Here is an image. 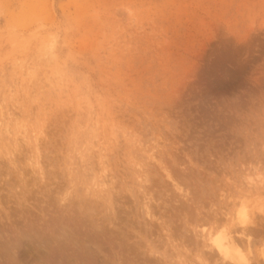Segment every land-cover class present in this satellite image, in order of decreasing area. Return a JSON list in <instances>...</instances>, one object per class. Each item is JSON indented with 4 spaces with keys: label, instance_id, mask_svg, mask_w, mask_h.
Returning <instances> with one entry per match:
<instances>
[{
    "label": "rangeland",
    "instance_id": "1",
    "mask_svg": "<svg viewBox=\"0 0 264 264\" xmlns=\"http://www.w3.org/2000/svg\"><path fill=\"white\" fill-rule=\"evenodd\" d=\"M196 208L264 264V0H0V264H201Z\"/></svg>",
    "mask_w": 264,
    "mask_h": 264
},
{
    "label": "bare ground",
    "instance_id": "2",
    "mask_svg": "<svg viewBox=\"0 0 264 264\" xmlns=\"http://www.w3.org/2000/svg\"><path fill=\"white\" fill-rule=\"evenodd\" d=\"M47 51H49V50H47ZM49 53V52H48ZM49 57H50V54H49ZM50 58H53V57H50ZM49 58V59H50ZM101 124V123H100ZM5 132H8V133H10V127L6 124V128H5V130H4ZM20 148V147H19ZM12 149V148H11ZM14 150V149H13ZM37 150V149H36ZM7 152V151H6ZM34 165L38 168V170L40 171V170H42V166H41V163H40V161H39V159L37 158V159H35V161H34ZM169 170V169H168ZM145 172V171H144ZM21 174V173H20ZM166 176H167V178L168 179H170L171 180V182H172V184H173V186H174V189L178 192V193H180V194H182L183 195V197L184 198H186V197H188V194L186 193H184V189H183V186H181L179 183H178V181H177V179L175 178V176L174 175H172L169 171H166ZM93 179H94V177H93ZM142 179H144V178H142ZM197 190V189H196ZM177 197V196H176ZM180 198V197H179ZM181 199V198H180ZM152 204V203H151ZM88 205V204H87ZM117 205V204H116ZM246 205V204H245ZM243 206V208H241V211L239 212V214H240V221H239V223L238 224H241L242 226H244V227H246L247 226V224L246 223H248V216L246 215V206ZM90 206V205H89ZM89 209V208H88ZM145 209H146V214H147V217H150L151 219H156L157 221H159V218L152 212V209H151V206H150V204H146L145 205ZM239 210V209H238ZM173 212V211H172ZM90 213V212H89ZM92 213H93V211H92ZM170 213V212H169ZM168 213V214H169ZM167 214V215H168ZM192 215V214H191ZM211 215H212V213H211ZM195 217H198V218H201V217H203V222L205 223V224H209L210 226L209 227H207L206 225H204V226H202L201 227V229H200V231H199V234L196 232L197 231V227H194V226H191L190 227V230L192 231H190L191 233H193L194 234V237H196V240L198 241V239H200V240H202V242H205L206 241V243H203V247H205L208 251H209V253H210V255H211V257L212 256H214V255H217L218 257H219V259H221V261H222V263H226V262H229L230 264H251V262L249 261L250 260V258L248 259L247 257L248 256H246V253L244 252V249L241 247L242 246V244L240 245L239 243H238V240H239V242H240V239H243V238H245V241H247L248 243H249V241H250V236L249 235H245L244 233H240V232H235L234 230H233V227H234V225H238L237 223H234V221H235V219H231L230 221H229V223L226 225V226H223V227H219L218 228V226H217V224H216V226H217V230L215 231V230H212V229H210V227H211V221H208V219L205 217V216H203L202 215V210L200 209V208H196V210H195V215H194ZM176 217V216H175ZM161 218H163V217H161ZM219 219V218H218ZM238 219V220H239ZM155 221V220H154ZM181 221V220H180ZM192 221V220H191ZM59 222V221H58ZM238 222V221H237ZM93 223V222H92ZM155 223H157V222H155ZM159 223V222H158ZM198 223H200V222H198ZM160 224H161V226H162V228H163V230H165V232H166V236H168V232H171V228L170 229H168V224H167V221H165V220H162L161 219V221H160ZM202 224V223H201ZM250 224H252V223H250ZM56 225V224H55ZM59 225V224H58ZM61 225V224H60ZM60 225H59V227H60ZM64 225V224H63ZM249 225V224H248ZM253 225V224H252ZM57 226V225H56ZM187 226L188 225H186V228H187ZM189 226H190V224H189ZM201 226V225H200ZM199 226V227H200ZM44 227V226H43ZM70 227H71V225H70ZM103 227V226H102ZM243 227V228H244ZM5 228V227H4ZM58 227H56V229H57ZM98 228V227H97ZM101 228V227H100ZM161 228V229H162ZM43 229V228H42ZM55 229V228H54ZM60 229V232H64V230L65 229H68V227L67 228H65L64 230H61L62 228L60 227L59 228ZM102 229V228H101ZM105 229H107V228H105ZM6 230V229H5ZM32 230V229H31ZM30 230V231H31ZM35 230H36V228H35ZM77 230H79V229H77ZM100 230V229H99ZM244 230H246V228L245 229H243V231ZM1 231V230H0ZM21 231V230H20ZM67 231V230H66ZM15 232V231H14ZM34 232V231H33ZM50 232V231H49ZM54 232H55V230H54ZM54 232H52L53 234H54ZM56 232H58V233H56ZM55 233L56 234H60L59 233V230L57 229V231H56ZM68 232V231H67ZM173 232H175V231H173ZM9 233V232H8ZM24 233V232H23ZM29 233V232H28ZM41 233V232H40ZM47 233V232H46ZM52 233H51V235H52ZM69 233V232H68ZM77 233V232H76ZM75 233V234H76ZM176 233V232H175ZM36 234V233H35ZM56 234H54V235H56ZM64 234V233H63ZM74 234V233H73ZM58 235H56V237L55 238H58V237H60L61 238V236H63V235H61L60 234V236H58ZM69 235H70V233H69ZM29 236L30 235H28L27 234V232L26 233H24V234H22L21 235V237L24 239V240H26L27 241V239L29 238ZM64 236H65V234H64ZM73 236V235H72ZM82 236V235H81ZM3 237V236H2ZM47 237V236H46ZM52 237H54V236H52ZM68 237V236H67ZM66 237V238H67ZM10 238V237H9ZM20 238V237H19ZM54 238V239H55ZM65 238V237H64ZM65 238V239H66ZM18 239V238H17ZM30 239V240H29ZM28 240L29 241H31V238H29ZM59 239V238H58ZM58 239H56V240H58ZM69 239H70V237L69 238H67V240H68V242H70L69 241ZM71 239H74V238H71ZM76 239V238H75ZM107 239V238H106ZM10 240V239H9ZM36 240V239H35ZM50 240V239H49ZM64 240V239H63ZM85 240V239H84ZM171 240V239H170ZM6 241H7V239H6ZM19 241V240H18ZM25 241V242H26ZM62 240L60 239V241H57V243H59V242H61ZM65 241V240H64ZM77 241H78V239H77ZM87 241V240H86ZM86 241H83V242H86ZM96 242H97V240H95ZM169 241V240H168ZM197 241H195V243H197ZM67 241H65V243H68ZM92 242V241H91ZM246 242V243H247ZM37 243V242H36ZM63 242H61V244H62ZM194 243V242H193ZM2 245H0V256L2 255V257H3V255L5 256L6 255V257H7V255H9L8 257H12L11 256V254L12 253H14V245L12 244V243H10V242H3V243H1ZM19 244V243H18ZM49 244V243H48ZM91 244V243H90ZM94 244V243H93ZM99 244V243H98ZM37 245V244H36ZM58 245H60V243L58 244ZM57 245V246H58ZM64 245V244H63ZM63 245L61 246V247H63ZM85 245V244H84ZM84 245H82V246H84ZM87 245H88V243H87ZM96 244H94V246H95ZM65 246V245H64ZM81 246V247H82ZM98 246V245H97ZM195 246V245H194ZM47 247V246H46ZM74 247V246H73ZM79 247H80V245H79ZM86 247V249L88 248L87 246H85ZM90 247H92V246H90ZM181 247V246H180ZM182 247L184 248V247H186V246H184V245H182ZM181 247V248H182ZM202 247V248H203ZM54 248V247H53ZM66 249H64L65 250V253H67L66 252V250H67V246L65 247ZM149 248V247H148ZM147 248V249H148ZM187 248V247H186ZM202 248L200 247V248H198L197 247V252H196V254H195V256H196V259H197V261H199L201 264H207V260L206 259H203L201 256L202 255H199V253H200V251H202ZM62 250H63V248H61ZM60 249V250H61ZM79 249V248H78ZM77 249V250H78ZM80 249H82V248H80ZM84 249V248H83ZM91 249V248H90ZM90 249H88V251L90 250ZM98 249H100V248H98ZM104 249V248H103ZM247 249H248V247H247ZM246 249V250H247ZM150 250V252L151 253H154L155 254V252L153 251V249L152 248H150L149 249ZM59 251V250H58ZM74 251V250H73ZM82 251V250H81ZM193 251V250H192ZM248 251H250V250H247V252ZM53 252V251H52ZM70 252V251H69ZM85 252H87V250L85 251ZM94 252V251H93ZM92 252V253H93ZM47 253V252H46ZM62 253H64V251L62 252ZM95 253V252H94ZM97 253V252H96ZM149 253V252H148ZM261 253L262 254H264V252L263 251H261ZM84 254V253H83ZM97 254H99V253H97ZM97 254H95V255H97ZM201 254V253H200ZM56 255V254H55ZM57 255H60V253L59 254H57ZM63 255V254H62ZM62 255H61V257H62ZM65 255V254H64ZM103 255V254H102ZM14 254H13V258H14ZM22 256H24V254H22ZM37 256H38V254H37ZM69 256H71V255H69ZM77 256H79V250H78V254H77ZM76 256V257H77ZM81 256V255H80ZM5 257V258H6ZM89 257V256H88ZM91 257V256H90ZM210 257V256H209ZM210 257V258H211ZM264 257V256H263ZM16 258V257H15ZM83 258V257H82ZM85 258V257H84ZM92 258V257H91ZM177 258V257H176ZM7 259V258H6ZM10 261H12L13 259L12 258H8ZM7 259V260H8ZM62 259H63V257H62ZM65 259H67V258H65ZM78 259V258H77ZM76 259V260H77ZM107 259V258H106ZM191 259V258H190ZM3 260H4V258H3ZM51 259H49V261H50ZM61 260V259H60ZM60 260H58V257H57V261H60ZM64 260V259H63ZM68 260V259H67ZM70 260H72V259H70ZM75 260V261H76ZM79 260V259H78ZM84 260V259H83ZM86 260H87V257H86ZM92 260V259H91ZM10 261H9V263H10ZM56 261V260H55ZM54 261V262H55ZM62 261V260H61ZM61 261H60V263H61ZM127 261V260H126ZM186 261H188V260H186ZM193 261H194V258H193ZM7 262V261H6ZM5 262V263H6ZM20 262H22V261H20ZM48 262V261H47ZM63 262V261H62ZM69 262H71V261H69ZM68 262V263H69ZM79 262V261H78ZM81 262V261H80ZM83 262H85V261H83ZM92 262H93V260H92ZM184 264H191V263H189V262H184V261H182ZM14 263L16 264V261H15V259H14ZM18 264H19V262H17ZM57 263H59V262H57ZM56 263V264H57ZM101 263V262H100ZM194 263V262H193ZM13 264V263H12ZM21 264V263H20ZM51 264V263H50ZM62 264V263H61ZM63 264H65V261H64V263ZM75 264V263H74ZM81 264V263H80ZM210 264V263H209Z\"/></svg>",
    "mask_w": 264,
    "mask_h": 264
}]
</instances>
